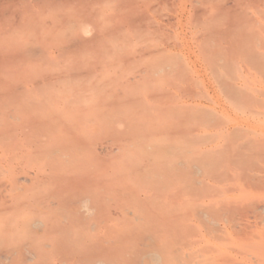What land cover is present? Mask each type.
<instances>
[{"label": "rangeland", "instance_id": "rangeland-1", "mask_svg": "<svg viewBox=\"0 0 264 264\" xmlns=\"http://www.w3.org/2000/svg\"><path fill=\"white\" fill-rule=\"evenodd\" d=\"M166 196L264 264V0H0V264H72L79 200Z\"/></svg>", "mask_w": 264, "mask_h": 264}, {"label": "bare ground", "instance_id": "bare-ground-1", "mask_svg": "<svg viewBox=\"0 0 264 264\" xmlns=\"http://www.w3.org/2000/svg\"><path fill=\"white\" fill-rule=\"evenodd\" d=\"M164 198L153 211L144 202L109 206L88 199L74 202L69 245L72 264H224V254L229 253H224L222 245L232 225L227 219L219 225L214 214H224L221 207L172 204L168 196ZM176 206H182L181 213L173 212ZM197 220L202 228L193 226ZM188 221L191 225L184 226ZM153 223L157 234L141 237L139 231ZM190 226L196 227L193 231L200 237H190ZM152 245L157 248L151 249Z\"/></svg>", "mask_w": 264, "mask_h": 264}]
</instances>
